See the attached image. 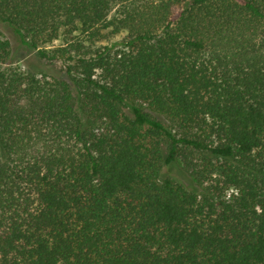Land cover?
I'll return each mask as SVG.
<instances>
[{
  "label": "trees",
  "instance_id": "1",
  "mask_svg": "<svg viewBox=\"0 0 264 264\" xmlns=\"http://www.w3.org/2000/svg\"><path fill=\"white\" fill-rule=\"evenodd\" d=\"M0 264H264V0H0Z\"/></svg>",
  "mask_w": 264,
  "mask_h": 264
},
{
  "label": "rangeland",
  "instance_id": "2",
  "mask_svg": "<svg viewBox=\"0 0 264 264\" xmlns=\"http://www.w3.org/2000/svg\"><path fill=\"white\" fill-rule=\"evenodd\" d=\"M5 31H6L7 33H10L8 28H7V29L5 28ZM124 34H125V32H123L122 34H115V35L109 36V38H110V39H113V40L121 39V37H122ZM62 39H63V38H60L59 40L56 41V43H60V42H62Z\"/></svg>",
  "mask_w": 264,
  "mask_h": 264
}]
</instances>
